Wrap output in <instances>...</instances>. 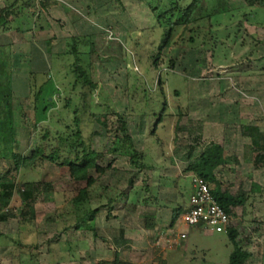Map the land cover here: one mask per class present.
<instances>
[{
	"label": "rangeland",
	"instance_id": "374dc122",
	"mask_svg": "<svg viewBox=\"0 0 264 264\" xmlns=\"http://www.w3.org/2000/svg\"><path fill=\"white\" fill-rule=\"evenodd\" d=\"M82 1L55 0L73 13L52 14L48 8L41 13L35 0H0V17L8 8L12 14L9 25L0 27V73L12 77L16 151L29 155L44 129L73 125V107L81 104L83 92L74 72L77 58L98 84L92 113L108 122L103 126L89 114L82 118L84 137H93L105 153L99 162L106 171H91L98 179L91 188V203L74 206L70 192L76 188L65 184L60 168L47 161L41 177L63 189L57 203L67 207L66 216L58 220L41 195L33 206L34 221L24 225L30 232L13 253L23 249L29 259L37 252L38 264H102L115 259L128 264H229L234 242L227 231L188 226L182 213L171 221L172 207L185 210L189 205L195 174L189 167L215 142L226 151L217 170L224 190L248 194L245 205L232 213V227L242 247L253 254L247 264H264V166L255 164L251 138L264 135V2L250 7L246 0H201L192 14L193 19L205 16L197 23L200 30L183 32L178 27L171 46L164 47L166 29L152 8L155 0ZM49 21L52 26L40 30ZM3 81L5 85L6 78ZM44 83L38 111L31 110L27 122L18 99L29 96L34 103ZM118 115L127 121L148 168L133 165L128 156L107 153L118 131ZM96 131L99 136L94 137ZM5 147L0 138V153ZM2 165V182L17 183L20 175L13 165L6 160ZM255 183L261 190L254 191ZM110 198L118 200L110 204ZM153 205L163 219L158 227H149V235L158 239L174 231L171 237L178 241L157 248L153 240L142 245L145 250L138 245L117 250L116 240L130 236L129 221L140 233L147 230L143 215L151 214ZM9 208L15 218L6 226L12 231L22 227L19 189ZM96 208L100 211L90 223L97 234L84 227L65 230L76 225V216ZM0 260L8 263L7 256Z\"/></svg>",
	"mask_w": 264,
	"mask_h": 264
},
{
	"label": "trees",
	"instance_id": "16d2710c",
	"mask_svg": "<svg viewBox=\"0 0 264 264\" xmlns=\"http://www.w3.org/2000/svg\"><path fill=\"white\" fill-rule=\"evenodd\" d=\"M55 2L48 0V2ZM155 4L152 3V8L157 13L158 23L161 27L166 29L164 47L171 46L173 35L178 27H183V32L190 31L192 33L200 30V24L205 16L199 19H193L192 14L195 8L198 6L201 0H155ZM248 6L255 7L264 0H246ZM48 4V3H45ZM12 16L11 10L8 8L3 12L0 17V27H7L9 25V19ZM197 24V26H195ZM191 41L195 42L196 39L191 37ZM47 44L51 45L52 41L48 40ZM74 51H78L74 48ZM159 59V58H158ZM158 60H156L157 62ZM82 59L77 58L74 64V72L76 74L77 83L82 84V99L81 104L73 107V125L66 123L64 129L58 128L54 131L46 128L43 130L41 141H38L33 151L27 155L22 152H17L15 143L17 142L15 136L14 126V107H13V86L10 72L0 73V138L4 140L6 145L4 152L0 153V223L15 218V215L10 211V204L14 198L16 191L19 189L22 197L24 209L21 212V224L30 225L34 221L33 206L38 201L41 195L44 196L46 203L51 205L50 212H54L57 219H64L67 213V207L60 208L58 206V194H62L63 189L59 188V183L52 182L46 183L41 177V169L44 164L49 161L56 164L61 171V177L63 182H67L74 189L70 193L73 194L71 203L77 208L82 207L85 204H90L92 200L91 188L97 182V178H93L91 171L95 169L100 174L106 171L104 165L100 164L99 160L105 156V153L98 150V145L94 141L87 140L84 137V131L82 128L83 115L89 114L96 121L103 126L107 125V121H102L97 118L95 113H92V100L95 90L98 88V84L93 81L88 69L81 65ZM157 64V63H156ZM6 78L4 85L3 79ZM3 81V82H2ZM3 84V85H2ZM47 83H44L37 89L35 93V101L31 102V98L21 97L19 98L20 110L25 119L30 121V111H38L39 104L45 92ZM5 105L6 109H2ZM71 105L69 104L67 106ZM96 116V117H95ZM119 126L116 131L114 141L107 153L128 156L133 165L137 167L148 168L145 163L142 162L143 156L138 152L135 147L134 139L128 133L127 121L118 115ZM245 130L252 132V127L245 126ZM99 136V132H94V137ZM262 134L258 133L253 136L252 143L253 148L257 151L255 158V164L264 166V142ZM193 155V150L190 152V156ZM226 158V151L222 144L213 142L205 147L195 162L189 167L194 171V176L202 177L210 186L211 194L214 199L229 213L232 218L234 209L240 206H244L248 199L242 189L237 193H233L229 190H224L222 182L220 181L217 170L221 167ZM6 160L13 165V168L19 173L20 178L17 183H3L2 180L5 176L2 162ZM110 166V165H109ZM108 166V167H109ZM24 171L26 174H24ZM30 174V175H29ZM34 174V175H33ZM26 175L30 177H24ZM193 176V177H194ZM32 178H36L35 180ZM78 186V188H77ZM193 186V185H192ZM194 193V188L192 189ZM261 190L259 184H254V191ZM192 193V195H193ZM191 195V196H192ZM118 200V199H117ZM115 198H110V204L117 201ZM100 208L89 209L84 215L76 216L74 220V226H66L65 230L72 228H86L94 231L96 228L90 223V220L95 218L99 213ZM180 213H177L173 221H176ZM152 227L146 225V228ZM229 237L234 242V248L230 254L229 264H247L250 258L253 256L252 252L244 249L238 241V231L234 227H230L227 230ZM33 249H37V245L32 246ZM37 252H32L31 257L25 264H38ZM102 264H128L115 259L114 262H102Z\"/></svg>",
	"mask_w": 264,
	"mask_h": 264
},
{
	"label": "crops",
	"instance_id": "0c3cea01",
	"mask_svg": "<svg viewBox=\"0 0 264 264\" xmlns=\"http://www.w3.org/2000/svg\"><path fill=\"white\" fill-rule=\"evenodd\" d=\"M35 1H37V9L39 8L38 10L41 11V13L42 12L43 13H47V11H46L47 8L49 9V11L52 14L53 13H59V12H61V13H63V12L73 13L72 11H70L71 9L62 7V6H60L59 4H57L55 2H51V1L50 2H47L48 3V5H47L45 3H40L39 0H35ZM52 1H54V0H52ZM80 1L83 3L82 0H70V3H79ZM87 2H89V0H87ZM38 15L39 14L37 13V20H38ZM84 20H85V18L80 19L79 21H81V23H82V22H84ZM81 23H80V26L82 25ZM47 24L48 25L40 26V27H42V28H40V30L46 31L48 29L47 27L50 28L52 26V24L50 23V21L47 22ZM84 24L85 23H83V27L87 25V23H86V25H84ZM37 29H39L38 28V23H37ZM83 29L84 28H82L81 30H83ZM192 179H193V177H192ZM192 193H193V190L191 191V195H192ZM191 195H190V198H189V205L186 207L185 210H181V208H180L181 206L180 205H176V206H174V207L171 208V210H172V213H171V221L174 220V217L176 216L177 213H182L184 215V213L186 212V210L190 206V203H191ZM131 204L136 207L138 205V201H136L135 199H133V200H131ZM158 208L159 207H157V205H153L150 208L151 209V214H149V215H146V214L143 215V217L145 218V225H151L152 227H158V225H160V221L163 218H161V212H159ZM146 218H148V219L146 220ZM10 220L4 221V222H1L0 223V259L1 258L3 259L4 257L7 256V261H8V263H5L4 260L3 261L0 260V264H25L27 262V260H28L26 258L28 252L23 251V249H22L19 252V254L15 255V253H13L12 250L19 247L21 241L25 237H27V233H29L30 231L29 232H27V231L25 232V230H27V229H25V227H23V228L22 227H19L16 230L10 231L9 230V227L6 226L10 222ZM148 221L150 223L147 224ZM133 225H134L133 222H130L129 221V223L126 226L128 228V233H130V236L129 235H126V236L124 235L123 237H121V240H118V239L116 240V242H117V250H120L121 248H125L126 249L129 246H135L136 247V245H138V249L139 250H145L142 245L147 246V244L150 241L152 242L153 240L155 242L154 246L156 245L157 248H160V247H163L164 244H166L165 242H167V243H170L171 242L172 243V241L175 240V239H172V237H171V236H173L174 231L169 232V233H171L170 235H169V233H167V234L163 235V237L161 236V237H159L157 239L155 237L157 235H155V236H153V235L150 236L149 235L150 233H148V232H151L149 230V227L147 228V230H144L143 231L144 233L143 232L140 233L141 231H138V229L136 228V226H133ZM180 237H181V235H180ZM175 241H178V240H175ZM140 245H141V247H140ZM29 246H31V245H29ZM148 246L150 247L151 245H148ZM26 247H27V245H26ZM32 249H33V247H32ZM164 249H165V247H164ZM9 251H10V255H9ZM138 254L141 255V252H138ZM111 260H113V259H111ZM133 263L136 264L135 261Z\"/></svg>",
	"mask_w": 264,
	"mask_h": 264
},
{
	"label": "built area",
	"instance_id": "2783aa9c",
	"mask_svg": "<svg viewBox=\"0 0 264 264\" xmlns=\"http://www.w3.org/2000/svg\"><path fill=\"white\" fill-rule=\"evenodd\" d=\"M192 185L194 193L190 206L182 217L184 223L191 227L203 223L211 232H226L233 225L232 218L214 199L208 183L202 177L194 176ZM186 236V233L181 234L182 238Z\"/></svg>",
	"mask_w": 264,
	"mask_h": 264
},
{
	"label": "water",
	"instance_id": "95a60500",
	"mask_svg": "<svg viewBox=\"0 0 264 264\" xmlns=\"http://www.w3.org/2000/svg\"><path fill=\"white\" fill-rule=\"evenodd\" d=\"M202 225H203V223H199V224H198V226H202Z\"/></svg>",
	"mask_w": 264,
	"mask_h": 264
}]
</instances>
